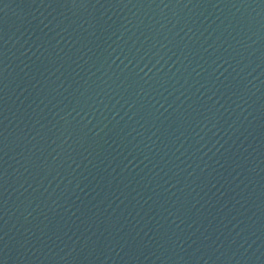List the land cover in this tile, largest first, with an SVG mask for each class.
<instances>
[{
  "label": "water",
  "instance_id": "1",
  "mask_svg": "<svg viewBox=\"0 0 264 264\" xmlns=\"http://www.w3.org/2000/svg\"><path fill=\"white\" fill-rule=\"evenodd\" d=\"M264 52V0H0V264H82Z\"/></svg>",
  "mask_w": 264,
  "mask_h": 264
}]
</instances>
